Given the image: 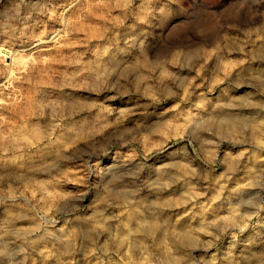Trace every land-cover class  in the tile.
<instances>
[{"label":"rangeland","instance_id":"374dc122","mask_svg":"<svg viewBox=\"0 0 264 264\" xmlns=\"http://www.w3.org/2000/svg\"><path fill=\"white\" fill-rule=\"evenodd\" d=\"M0 264H264V0H0Z\"/></svg>","mask_w":264,"mask_h":264},{"label":"bare ground","instance_id":"6f19581e","mask_svg":"<svg viewBox=\"0 0 264 264\" xmlns=\"http://www.w3.org/2000/svg\"><path fill=\"white\" fill-rule=\"evenodd\" d=\"M12 2V1H11ZM14 2V1H13ZM15 3V2H14ZM13 3V4H14ZM8 4H10V1H9V3ZM12 4V3H11ZM14 5H16V4H14ZM20 5V4H19ZM11 7V6H10ZM14 7V6H13ZM15 10V9H14ZM18 10V9H17ZM12 11H13V9H12ZM6 13V12H5ZM10 14V13H9ZM12 15H10V17H11ZM13 16H14V14H13ZM35 34H36V32H34ZM20 34H23V33H20ZM27 34V33H26ZM35 34H33V35H35ZM3 41V40H2ZM22 41V40H21ZM34 41V40H33ZM32 40L30 41V42H28V43H25L24 41L22 42V43H20V45H23V46H25L26 44L28 45H30V44H32V42H33ZM4 54V53H3ZM5 55V54H4ZM17 58V57H16ZM17 60V59H16ZM25 62V61H24Z\"/></svg>","mask_w":264,"mask_h":264}]
</instances>
